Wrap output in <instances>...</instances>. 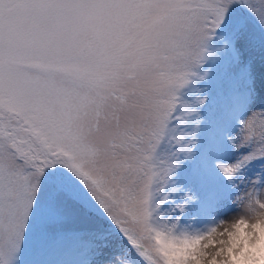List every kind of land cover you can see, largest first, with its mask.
Instances as JSON below:
<instances>
[{"label": "rangeland", "instance_id": "374dc122", "mask_svg": "<svg viewBox=\"0 0 264 264\" xmlns=\"http://www.w3.org/2000/svg\"><path fill=\"white\" fill-rule=\"evenodd\" d=\"M233 1L0 0V106L27 121L0 111V264H14L27 242L104 230L71 202V176L130 232L145 264H166L163 237L152 243L148 235L147 202L167 99L199 66L221 22L240 25L264 47V0H245L258 26ZM247 84L250 97L264 89V79ZM247 105L246 114L253 101ZM243 186L236 207L203 199L188 229L170 236L171 256L221 264L256 240L264 179ZM236 226L245 235L228 250Z\"/></svg>", "mask_w": 264, "mask_h": 264}, {"label": "trees", "instance_id": "16d2710c", "mask_svg": "<svg viewBox=\"0 0 264 264\" xmlns=\"http://www.w3.org/2000/svg\"><path fill=\"white\" fill-rule=\"evenodd\" d=\"M233 3L239 13L258 26L245 0ZM238 66L239 74L229 71ZM258 78L264 79V47L248 38L240 25L224 21L212 32L211 44L199 66L167 99L164 126L156 137L155 160L151 162L154 178L147 202L148 235L152 243L163 237V247L158 250L166 264L186 262L180 252L171 256L167 245L179 229H188L203 199L212 207H236L245 200L243 183L264 179V89L248 98L249 103L253 101L248 114H239L229 102L230 92H242L249 80ZM0 111L17 122H27L24 116L6 112L1 106ZM255 153L259 155L252 158ZM216 154L225 161L216 160L212 165ZM71 179L66 186L71 202L93 216L104 230L64 236L60 233L35 244L27 242L15 254L14 264H73L80 259L74 254L76 249L97 252L99 240L107 250L99 251L98 255H106L102 264H145L132 244L130 232L109 220ZM254 229L257 239L239 245L245 231L242 226L233 228L228 234L227 249L239 248L221 264H264V220L254 224Z\"/></svg>", "mask_w": 264, "mask_h": 264}]
</instances>
